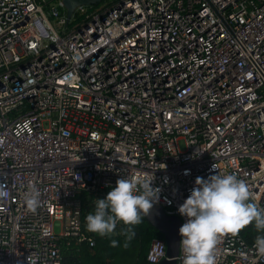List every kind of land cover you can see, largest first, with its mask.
<instances>
[{"label":"built area","instance_id":"2783aa9c","mask_svg":"<svg viewBox=\"0 0 264 264\" xmlns=\"http://www.w3.org/2000/svg\"><path fill=\"white\" fill-rule=\"evenodd\" d=\"M96 6L67 20L61 0H0V264H66L62 241L92 247L81 195L95 208L137 173L181 225L195 179L216 173L264 208V0ZM255 242L223 236L217 264H264ZM165 256L152 239L147 262Z\"/></svg>","mask_w":264,"mask_h":264},{"label":"clouds","instance_id":"9594fccd","mask_svg":"<svg viewBox=\"0 0 264 264\" xmlns=\"http://www.w3.org/2000/svg\"><path fill=\"white\" fill-rule=\"evenodd\" d=\"M153 178L152 173L118 178L104 198L96 199L94 213L86 215L87 231L110 236L122 222L132 232L131 226L138 225L158 199L159 189L152 186ZM195 185L178 207L179 214L186 217L178 230L182 264H217V245L223 236H236L252 223L257 232L264 231V208L246 181L234 174L216 173L207 179L197 177ZM39 196L31 186L25 194L28 210L36 211ZM110 244L115 247L117 242L112 240ZM255 248L264 256V235L256 237Z\"/></svg>","mask_w":264,"mask_h":264},{"label":"trees","instance_id":"16d2710c","mask_svg":"<svg viewBox=\"0 0 264 264\" xmlns=\"http://www.w3.org/2000/svg\"><path fill=\"white\" fill-rule=\"evenodd\" d=\"M76 18L69 24L80 21ZM85 194L81 195L82 199V230L87 235L94 238L95 242L92 247L87 242L76 244L73 241H62L63 260L66 264H150L146 260V254L150 242L154 238H163V235L144 217L138 225L131 226L132 232L128 231L129 226L122 222L110 236L101 237L98 234L87 231L85 217L93 213L95 208L85 199ZM264 231L257 232L254 223L240 230V234L248 242H253L256 237L262 235ZM134 233V235L132 234ZM115 240L116 246L113 247L110 241Z\"/></svg>","mask_w":264,"mask_h":264},{"label":"water","instance_id":"95a60500","mask_svg":"<svg viewBox=\"0 0 264 264\" xmlns=\"http://www.w3.org/2000/svg\"><path fill=\"white\" fill-rule=\"evenodd\" d=\"M69 20L74 9L79 5L94 6L101 0H61ZM67 22V21H66ZM66 24V23H65ZM148 223L155 227L162 235L166 243V256L156 264H175L180 243L179 227L181 221L176 215L167 214L162 206L153 205L149 213L144 216Z\"/></svg>","mask_w":264,"mask_h":264},{"label":"rangeland","instance_id":"374dc122","mask_svg":"<svg viewBox=\"0 0 264 264\" xmlns=\"http://www.w3.org/2000/svg\"><path fill=\"white\" fill-rule=\"evenodd\" d=\"M112 0H102L98 6H96V8H100L102 7L103 5H105L106 3H110ZM180 146L183 147V143L180 142ZM63 232V229H62V224L60 221H55L54 223V233L59 236L61 235Z\"/></svg>","mask_w":264,"mask_h":264}]
</instances>
